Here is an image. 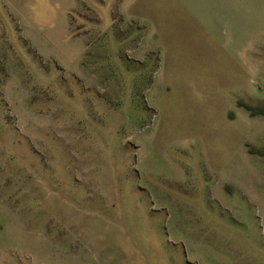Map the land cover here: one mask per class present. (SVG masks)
<instances>
[{
  "label": "rangeland",
  "instance_id": "374dc122",
  "mask_svg": "<svg viewBox=\"0 0 264 264\" xmlns=\"http://www.w3.org/2000/svg\"><path fill=\"white\" fill-rule=\"evenodd\" d=\"M0 264H264V0H0Z\"/></svg>",
  "mask_w": 264,
  "mask_h": 264
}]
</instances>
